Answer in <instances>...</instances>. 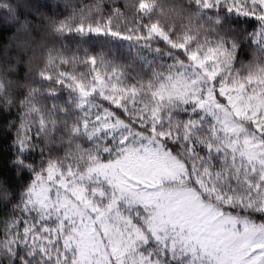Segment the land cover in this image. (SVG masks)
Wrapping results in <instances>:
<instances>
[{"label": "snow or ice", "instance_id": "1", "mask_svg": "<svg viewBox=\"0 0 264 264\" xmlns=\"http://www.w3.org/2000/svg\"><path fill=\"white\" fill-rule=\"evenodd\" d=\"M196 3L248 16L258 7L264 18V0ZM10 8L0 0V11ZM155 9L156 0L108 13L102 0L66 16L35 9L64 44L33 47L37 79L13 125L16 162L31 169L22 208L0 232L13 264H264V61H238L235 42L197 43V26L174 35L152 19ZM100 37L146 48L158 38L166 67L130 78L92 47ZM250 39L264 46V29ZM11 83L0 74V90ZM59 114L71 146L36 168L30 143L54 132Z\"/></svg>", "mask_w": 264, "mask_h": 264}, {"label": "clouds", "instance_id": "2", "mask_svg": "<svg viewBox=\"0 0 264 264\" xmlns=\"http://www.w3.org/2000/svg\"><path fill=\"white\" fill-rule=\"evenodd\" d=\"M97 0H11L10 10L0 11V74L5 81H11V87L0 90V232L4 230L5 222L13 215L19 214L22 208L23 179L26 171L16 162L15 132L13 125L18 123L24 113L21 101L28 95L29 85L34 84L36 65L29 66V57L33 47L42 41L50 47H62L64 38L46 34L42 27V18L35 12L36 8H48L57 15H69L72 10L95 4ZM105 13L115 6H123L125 0H102ZM249 7H253L249 4ZM257 15L217 13L215 10L204 11L197 6L196 0H156V9L152 19L158 20L174 35H179L190 26L197 43L208 39L216 42L223 39L230 46L236 43L237 60L247 63L256 57L264 61V46L258 45L252 34L264 29V18L261 9L256 7ZM219 16L220 19L215 18ZM32 20L30 30L20 28L23 19ZM127 22L134 27L133 13L129 12ZM78 41H72L74 49ZM150 48L143 47L142 41L112 40L101 46L109 56L126 66L130 78L149 77L155 70L166 67L165 55L169 51L167 45L158 38L149 42ZM98 50V45L92 44ZM160 48V52L155 51ZM141 56L146 59H141ZM150 60L151 63H147ZM239 66V65H237ZM50 102V101H49ZM60 123L57 129L50 131L48 136L41 135L30 143L27 153L29 163L34 167L42 166L48 156L63 157L71 146L69 130L64 127L63 114H59ZM69 125L71 121H68ZM34 125V131L36 130ZM81 142V141H77ZM14 257L0 253V264H13Z\"/></svg>", "mask_w": 264, "mask_h": 264}, {"label": "trees", "instance_id": "3", "mask_svg": "<svg viewBox=\"0 0 264 264\" xmlns=\"http://www.w3.org/2000/svg\"><path fill=\"white\" fill-rule=\"evenodd\" d=\"M114 39H109L106 37H100L96 41H94L98 45V50L101 49V46H103L105 43H110Z\"/></svg>", "mask_w": 264, "mask_h": 264}]
</instances>
